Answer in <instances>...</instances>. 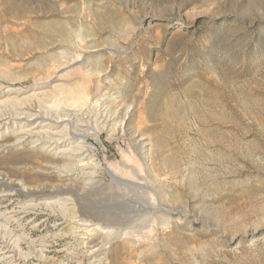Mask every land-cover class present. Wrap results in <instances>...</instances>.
<instances>
[{"label":"rangeland","instance_id":"1","mask_svg":"<svg viewBox=\"0 0 264 264\" xmlns=\"http://www.w3.org/2000/svg\"><path fill=\"white\" fill-rule=\"evenodd\" d=\"M45 82L41 110L124 125L90 181L0 138L17 264H264V0H0V114H42L5 92Z\"/></svg>","mask_w":264,"mask_h":264},{"label":"bare ground","instance_id":"2","mask_svg":"<svg viewBox=\"0 0 264 264\" xmlns=\"http://www.w3.org/2000/svg\"><path fill=\"white\" fill-rule=\"evenodd\" d=\"M47 86H49V82L34 84L28 91H32L33 93L26 98L18 97L21 93H24L22 90L21 92L19 89L8 88L5 92L8 97L6 101L9 102L11 106L12 103L13 105L15 104L18 109V106L19 108L24 106L25 101L28 99H34L38 105V109L41 110L43 108L41 105V99H43L41 98L42 95L40 96L39 93H35L34 91ZM12 94H14L15 97L10 98L9 96ZM97 96L99 97L98 102L106 99L102 94ZM11 109L14 110L15 108L12 107ZM19 110L22 109L20 108ZM19 110H17L18 112H11V114H0V138L9 136L14 140L12 142L13 144L8 145V147H24L30 144V149H41L46 157H50L56 161H64L61 166L55 163L49 165L48 170H51L50 172L52 173H56L59 177L69 176L73 177L75 180H92L91 177H93L95 171L100 168L99 162H97L92 155L95 147L94 144L100 142V135L102 133L122 128L124 125V120L119 117L118 112L112 110V107L106 104H102L98 110H91L88 108L86 111H70L65 108L53 111L46 108L44 111L41 110L42 114H29L26 112H19ZM1 112H3V109ZM106 172L116 181L123 182V180L113 175L109 170H106ZM121 185H123V183ZM7 195H9V193L0 195V219H4L9 225L15 223L20 226L30 211L28 212L27 208H23L22 210L19 209L21 212H17L18 209L16 210L14 207L8 208V206H4V199ZM9 196H11V194ZM44 205L48 209L52 204L45 202ZM53 205L59 209L65 208L64 206L62 207V204L55 203ZM45 206L44 208H46ZM5 242L2 243L3 245L0 244L1 262L17 264V260H14L16 257V250ZM46 244H48V242H46Z\"/></svg>","mask_w":264,"mask_h":264}]
</instances>
